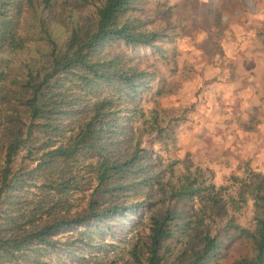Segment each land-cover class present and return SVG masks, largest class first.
I'll list each match as a JSON object with an SVG mask.
<instances>
[{"label": "trees", "instance_id": "trees-1", "mask_svg": "<svg viewBox=\"0 0 264 264\" xmlns=\"http://www.w3.org/2000/svg\"><path fill=\"white\" fill-rule=\"evenodd\" d=\"M77 1L82 6L96 5L94 18L77 22L64 46L48 37L50 53L40 69L28 70L22 74L24 79L9 85L8 68H0V264H53L66 257L82 263L85 249L105 251L123 244L118 237L125 224L118 225L117 219L123 215L125 222L127 213L136 212L141 204L101 208L98 200L105 195L117 200L125 192L137 195L144 187L156 185L160 198L148 204L155 208L149 232L145 241L131 248L128 264H225L222 250L232 238L248 246L232 264H264V176L249 172L240 194L244 204L253 203V228L241 227L234 216L217 219L226 210L214 195L227 188L203 187L190 175L178 185L163 182L160 176L145 179L147 168H141L145 149L125 153L117 139L122 133L118 123L122 111L115 99L135 101L147 73L125 68L119 56L101 57L116 44L152 49L160 35L140 32L134 24L130 14L138 0ZM51 2L45 1L47 9ZM12 5L15 0H0V63H8V56L24 43L8 15ZM76 116L79 120L74 122ZM65 119L71 122L64 124ZM61 137L66 142L59 144ZM90 153L96 161L91 168L100 197L71 218L63 200L80 189L76 163ZM34 188L44 195L55 193L58 202L46 211L49 202L30 203L27 196ZM59 205L67 214L60 212ZM64 231L72 232L73 240L60 237ZM187 239L190 248L171 262L177 248L173 244Z\"/></svg>", "mask_w": 264, "mask_h": 264}, {"label": "rangeland", "instance_id": "rangeland-1", "mask_svg": "<svg viewBox=\"0 0 264 264\" xmlns=\"http://www.w3.org/2000/svg\"><path fill=\"white\" fill-rule=\"evenodd\" d=\"M45 1L15 0L9 7L8 15L24 40L21 49L7 55L8 63H0V68H8L9 85L24 79L22 74L28 70L40 69V62L50 53L48 37L64 46L77 22L85 24L95 16L96 5L52 0L47 9ZM136 7L130 16L138 30L160 35L155 47L116 44L101 57L119 56L125 68L147 73L135 101L115 99L122 111L118 141L125 153L145 149L141 167L147 168L145 179L160 176L163 182L178 185L190 175L203 187L227 188L214 195L226 210L217 219L234 216L241 227L253 228V203L244 204L240 194L249 172L264 176V0H138ZM63 122L69 124L71 119ZM59 140V144L66 142V138ZM95 162L90 153L76 163L81 187L63 200L71 218L81 215L91 199L100 197L95 193L98 182L91 168ZM159 188L146 186L137 195L125 192L117 200L100 197L101 208L141 204L136 212L127 213L125 222L123 215L117 219L118 225L125 224L118 237L124 243L105 251L85 249L82 263L66 257L53 264L130 263L133 245L146 240L149 217L155 210L148 204L160 198ZM47 194L30 189L27 201L49 202L46 211L59 200L55 193ZM57 208L66 213L60 205ZM60 235L73 240L70 231ZM189 240L173 244L177 248L171 262L190 248ZM247 249L244 240L229 239L222 261L232 264Z\"/></svg>", "mask_w": 264, "mask_h": 264}]
</instances>
